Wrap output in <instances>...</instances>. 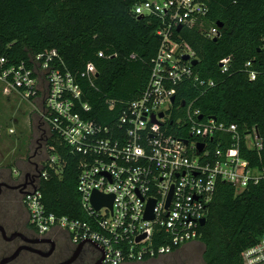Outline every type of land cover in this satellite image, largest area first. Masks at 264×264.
<instances>
[{
  "label": "built area",
  "instance_id": "2783aa9c",
  "mask_svg": "<svg viewBox=\"0 0 264 264\" xmlns=\"http://www.w3.org/2000/svg\"><path fill=\"white\" fill-rule=\"evenodd\" d=\"M133 12L159 21L160 46L146 87L126 104L113 127L87 117L90 106L82 101V89L54 50L29 55L27 63L8 65L0 75L2 94L39 101L37 113L48 135L59 137L80 157L76 191L85 218L48 213L37 182L23 195L29 226L42 237L63 232L75 246H98L103 264L145 263L199 242L200 221L207 218L219 182L232 186L236 194L264 183V171L241 157L243 149L258 156L262 152L256 127L240 130L236 124L204 118L193 103L184 104L183 111L177 108L181 116L172 122L179 85L192 82L201 95L216 85L194 74V53L173 40L178 28L195 29L210 40L219 37L217 23L207 21L205 0H145ZM97 56L103 58V53ZM129 59L135 60V55ZM6 64L0 57V67ZM229 67L230 58L219 62L221 74H227ZM251 67L250 62L245 64L248 79L254 81L258 72ZM83 75L92 83L95 66L88 63ZM107 104L109 109L115 105ZM49 151L45 165L61 167L55 149ZM46 177L45 171L39 172V179ZM94 193L111 196V208L96 210L91 203ZM150 201H154L153 219H146ZM241 260L264 264V235L242 253Z\"/></svg>",
  "mask_w": 264,
  "mask_h": 264
},
{
  "label": "trees",
  "instance_id": "16d2710c",
  "mask_svg": "<svg viewBox=\"0 0 264 264\" xmlns=\"http://www.w3.org/2000/svg\"><path fill=\"white\" fill-rule=\"evenodd\" d=\"M143 1L0 0V57L7 60L0 75L8 65L27 63L29 55L54 50L82 89V101L90 106L87 117L115 126L126 104L146 87L160 46L159 21L134 15V6ZM205 3L207 21L223 25L219 37L214 41L183 28L173 40L194 53V74L216 85L203 95L192 82L179 85L172 122L181 116L177 108L183 111L184 104L193 103L204 118L236 124L240 130L256 127L263 150L258 156L243 149L241 157L264 171V0ZM99 52L103 58L97 56ZM225 58H230V67L221 74L219 62ZM247 62L258 72L254 81L247 77ZM88 63L97 71L92 83L83 75ZM107 101L115 103L112 109ZM44 146L47 155L49 148L55 149L61 167L52 169L44 160L38 168L47 173L38 180L42 204L50 214L83 220L76 191L80 157L56 135L47 134ZM199 233L203 264H242V253L264 235V183L236 194L232 186L219 182Z\"/></svg>",
  "mask_w": 264,
  "mask_h": 264
},
{
  "label": "flooded vegetation",
  "instance_id": "af4514ba",
  "mask_svg": "<svg viewBox=\"0 0 264 264\" xmlns=\"http://www.w3.org/2000/svg\"><path fill=\"white\" fill-rule=\"evenodd\" d=\"M43 136L41 134L39 140L46 143ZM38 180L37 165L28 169L27 172L13 173L10 170H0V227L8 240H4L1 233L0 236L14 249L13 253L21 249L19 255L7 264H65L69 261L70 264H103L100 262L101 254L92 245L84 244L78 249V246L73 245L63 232L42 237L29 226L28 214L23 205V195ZM183 247L169 255L139 264H191L188 260L187 263L183 260L178 261L176 258L180 256ZM7 257L1 258L0 264Z\"/></svg>",
  "mask_w": 264,
  "mask_h": 264
},
{
  "label": "rangeland",
  "instance_id": "374dc122",
  "mask_svg": "<svg viewBox=\"0 0 264 264\" xmlns=\"http://www.w3.org/2000/svg\"><path fill=\"white\" fill-rule=\"evenodd\" d=\"M38 110L39 101H24L15 93L4 96L0 91V170L27 172L36 165L39 168L47 159L45 141L39 140L41 134L46 139L47 127L38 116ZM13 251L0 236V259ZM202 252L201 244L193 242L184 246L176 258L191 264H203Z\"/></svg>",
  "mask_w": 264,
  "mask_h": 264
},
{
  "label": "water",
  "instance_id": "95a60500",
  "mask_svg": "<svg viewBox=\"0 0 264 264\" xmlns=\"http://www.w3.org/2000/svg\"><path fill=\"white\" fill-rule=\"evenodd\" d=\"M139 18H141V17H139ZM216 25H217V27H218L219 29H222V28H223V25L220 24V23H217ZM177 31H180V28H178ZM215 40H216V39H214V41H215ZM183 59H184L185 61H187V60L189 59V57H188L187 55H185V56L183 57ZM191 64H192V66H195V65L197 64V61L194 60V61H192ZM171 101L174 102V98H172ZM160 116H162V115H160ZM200 119H202V117H200ZM201 150H202V145H199V151H201ZM170 199H171V193H170V196H169V198H168V200H167V205L169 204ZM112 201H113V198H112L111 196H103V195H100V194H98V193H94V194L91 196V203H92L93 207H94L96 210H99V209H100L101 207H103V206H108L109 208H111V206H112ZM153 206H154V201H150V202H149V205H148V207H147L146 215H145V218H146V219H153V215H152V208H153ZM205 223H206V220H205V219H202V220L200 221V225H201L202 227L205 225ZM0 233H1L2 238H3L4 240H8L7 237H6V235H5L4 230H3L1 227H0ZM12 238H13V237H12ZM84 244H85V243H81V244H79V245H78V249L81 248ZM91 245H92L97 251H99L100 254H102V250H101L98 246L93 245V244H91ZM20 252H21V249H17V250L11 255V256H9V257L3 259V260H2V264H7V263L13 261V260L19 255ZM102 260H103V257L101 256V258H100V262H102ZM65 264H70V261L67 262V263H65Z\"/></svg>",
  "mask_w": 264,
  "mask_h": 264
}]
</instances>
